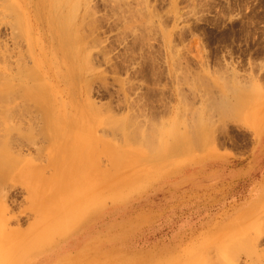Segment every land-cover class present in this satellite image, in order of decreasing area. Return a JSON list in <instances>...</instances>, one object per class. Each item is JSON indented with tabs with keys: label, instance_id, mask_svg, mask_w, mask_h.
<instances>
[{
	"label": "rangeland",
	"instance_id": "rangeland-1",
	"mask_svg": "<svg viewBox=\"0 0 264 264\" xmlns=\"http://www.w3.org/2000/svg\"><path fill=\"white\" fill-rule=\"evenodd\" d=\"M42 1L0 0V145L23 168L0 184V264H264V0H60L81 53ZM47 83L53 145L83 163L48 165L49 106L31 98ZM198 120L206 145L179 157L124 142L160 145Z\"/></svg>",
	"mask_w": 264,
	"mask_h": 264
},
{
	"label": "bare ground",
	"instance_id": "bare-ground-1",
	"mask_svg": "<svg viewBox=\"0 0 264 264\" xmlns=\"http://www.w3.org/2000/svg\"><path fill=\"white\" fill-rule=\"evenodd\" d=\"M44 1V5L46 6V8H47V11H49V12H47V13H49V16H50V20H51V23L53 24V25H56V30H57V32H58V35H59V38H60V40H61V43H62V47L66 50V51H68V52H71V51H77V53H81L82 51H81V48H80V46L78 45V43H77V41H76V38H77V28L75 27V28H73L74 27V25H75V22H74V20H75V17H72V15L74 16V13L73 12H76V10L74 11V6L73 5H71L73 2L75 3V1L73 0V2L70 4V8H69V10L68 11H66V12H64V13H61V14H63V15H59L58 17H57V14H56V16H53L52 15V11H53V9H55V8H57L58 6H59V3H60V0H43ZM42 1V2H43ZM68 1V0H67ZM77 2H78V0H76ZM14 4V3H13ZM11 5H12V2H11ZM10 5V6H11ZM77 6H78V4H76ZM76 6V7H77ZM12 7V6H11ZM75 7V8H76ZM15 8V7H14ZM14 8H12V9H14ZM78 8V7H77ZM65 9V8H64ZM67 10V9H66ZM65 11V10H64ZM73 13V14H72ZM49 20V21H50ZM36 55H37V53H36ZM38 56V55H37ZM50 62V68H51V71H52V73L55 75V73H54V71L55 70H57V68L59 67V65H58V62L57 61H55V60H52V63H51V61H49ZM80 62H82V60L80 61ZM54 63H55V65H54ZM76 64V66H77V68L79 67L78 65V62H76L75 63ZM82 65V64H81ZM81 65H80V67H81ZM36 66H38L37 64H36ZM39 67V66H38ZM46 68V67H45ZM82 68V67H81ZM75 69V68H74ZM79 70H80V68H79ZM2 75L3 74H1L0 75V77L2 78ZM35 75H36V73H35ZM37 76V75H36ZM53 76V75H52ZM3 77L5 78V79H7L4 75H3ZM46 77V76H45ZM3 78V79H4ZM40 78V77H39ZM38 78V79H39ZM42 78V77H41ZM10 79V78H9ZM9 79H7V81L9 82ZM29 79V78H28ZM37 79V78H36ZM46 80V79H45ZM3 82V81H2ZM5 82V81H4ZM3 82V83H4ZM10 83V82H9ZM4 84H6V83H4ZM2 85V84H1ZM10 85V84H9ZM3 86V85H2ZM10 86H12V85H10ZM27 86V85H26ZM42 86V85H41ZM45 86V85H44ZM39 86H37V88H38ZM53 85L51 84V83H47L46 84V88H45V91H44V93H43V95H45V96H43V98H41V95H40V92H39V88H38V90H37V92L35 91H33V92H31V98L33 99V101H34V104L35 105H38V106H40V104H39V102H42L41 101V99H44V101H43V105H45V106H49L48 107V109H47V111L46 112H44L43 114V116H44V120H43V122H44V127H46V130H44V132L46 133V142H47V145H46V153H45V157L47 158V162H48V165H55V163L56 162H66V161H68V162H70V160H73L72 162H77V164H79V163H83L84 161H86L85 160V158H83V155H82V153L80 154L79 153V156L80 157H76L71 151H69V148H68V146H66L65 144H58V145H53V143H54V139H53V135H54V133L56 132L55 131V121L53 120L54 118H52V111H54L52 108H53V106H51V104L49 103L50 102V95H52L53 94ZM231 87H233V86H231ZM10 88V87H9ZM43 88V87H42ZM7 89V90H6ZM6 89H3V88H1L0 87V98H5V94H6V92H11V90L10 91H8V88H6ZM41 89V88H40ZM16 90H19V88H18V86H17V89ZM16 90H14L15 92H16ZM232 90H233V88H232ZM236 90V89H235ZM13 91V92H14ZM21 91H23L22 89H20L19 90V94L21 93ZM24 92V91H23ZM27 92V91H26ZM18 93V92H17ZM16 93V94H17ZM42 93V92H41ZM236 93H238V92H236ZM13 94V93H12ZM11 94V95H12ZM15 94V93H14ZM14 94H13V97H14ZM236 95H238V94H236ZM241 95V94H240ZM6 96H8V95H6ZM9 96H10V94H9ZM19 96V95H18ZM26 96V95H25ZM239 96V95H238ZM242 96V95H241ZM11 97V96H10ZM9 97V98H10ZM16 97V96H15ZM7 98V97H6ZM5 98V99H6ZM5 99H2V100H5ZM8 99V98H7ZM7 99H6V101L4 102V103H6L7 102ZM25 99V98H24ZM24 99H23V101H24ZM10 100H12V99H10ZM0 101H1V99H0ZM21 101V100H20ZM45 102V103H44ZM4 105V104H3ZM1 106L2 108L3 107H5V106ZM7 108V107H6ZM9 108V107H8ZM7 108V109H8ZM1 109V108H0ZM10 109H11V107H10ZM9 109V110H10ZM3 114H4V112H3ZM5 115V114H4ZM8 116H9V114H8ZM7 116V118L6 119H8L9 117ZM4 117V116H3ZM5 118V117H4ZM199 120H200V118H199ZM198 120V122L200 123H198V122H196L197 124L195 125V126H193V128L191 127V131L190 130H188L189 132H191V134H189V132L187 133V135L188 136H186V137H184V135L183 136H178L177 134H173L172 132V129H170V136H169V133H168V136H169V138L168 139H165V140H160V145H157V144H155V146L154 145H150L151 143V141H150V137L149 136H146V134L144 133V135H142V134H140V138H138V137H136V138H132L131 136L130 137H125L124 138V142H125V144L127 145L128 144V142L129 143H131V145H135V144H137V146H139V148L140 149H147V148H151V149H153V151L154 150H159V152L160 153H165V152H170L171 151V153H169V155L170 154H173V156L172 155H170V158H172V157H175V156H181L182 155V153H184L185 151L186 152H188V150L186 149L187 147H196L197 146V148H196V150L198 149V147L200 146L201 148L203 147L202 145L203 144H205L206 143V141H207V139H208V135H210V134H208L209 133V130H207V128H205V127H203L202 126V124H201V121H199ZM202 120V119H201ZM59 122V121H58ZM119 123V122H118ZM117 122H115V121H113L111 124H112V126L115 124H117V125H119ZM171 125L173 124V123H170ZM62 125V124H61ZM169 125V124H168ZM170 125V126H171ZM120 126H122L121 128H123V123L120 121ZM162 126V128H163V125H161ZM161 126H159V127H161ZM165 126V125H164ZM7 127H8V125H7ZM62 127V126H61ZM65 127V126H64ZM158 126H156V128H157ZM155 128V127H154ZM153 128V129H154ZM155 128V132L157 131L158 132V130ZM169 128L170 127H168V130H169ZM171 128H173V127H171ZM62 129V131L64 132V133H66V129H64L63 127L61 128ZM166 129V128H165ZM209 129V128H208ZM68 130V129H67ZM153 131V130H152ZM162 131V130H161ZM174 131H176V130H174ZM161 133V132H160ZM163 134H164V131H163ZM150 135V134H149ZM63 137H65V136H63ZM165 137V136H164ZM152 139V138H151ZM211 139V138H210ZM153 141V140H152ZM8 142H9V138L7 137V135H5L4 134V137H3V141H2V143H1V145H0V184H2V182H3V180H6V179H15L16 177H22V175L23 174H21L22 173V170H23V168H20V167H18V169L17 170H14V167H15V165H16V162L18 161V159L16 160L15 159V157L11 154V152L9 151V146H8ZM156 142V141H155ZM133 143V144H132ZM157 143V142H156ZM206 145V144H205ZM147 147V148H146ZM199 147V148H200ZM139 149V150H140ZM177 149H178V151H177ZM137 150V149H136ZM145 150L143 151V152H145ZM148 151H149V149H147ZM175 150H176V153L177 154H180V155H177L176 153H175ZM192 151H194V149L192 148ZM150 153H152V151H149ZM167 152V153H168ZM174 152V153H173ZM191 152V148H190V150H189V153ZM150 153H146L147 154V156L145 155V154H143V156H142V158H144V157H147V159H151L152 160V156L154 155H152V156H149V154ZM163 153V154H164ZM167 153H165L164 155H167ZM188 153V154H189ZM157 154V153H156ZM176 154V155H175ZM187 154V155H188ZM145 155V156H144ZM160 154L158 153V155L157 156H159ZM163 155V156H164ZM168 155V156H169ZM184 155H186V154H184ZM131 156H132V153H131ZM149 156V157H148ZM155 156V155H154ZM153 156V157H154ZM162 156V159H164V157ZM128 157H130V156H128ZM140 158V157H139ZM157 158V157H156ZM156 158H154V160H156ZM159 158L161 159V156H159ZM166 158V157H165ZM38 159V158H37ZM153 160V161H154ZM159 160V159H158ZM165 160H167V159H165ZM165 160H163V161H165ZM135 161H136V159H135ZM138 161V160H137ZM144 161V160H143ZM161 161V160H160ZM133 162H134V160H133ZM148 162V161H147ZM146 162V164H149V163H147ZM135 163V162H134ZM139 163V162H138ZM145 163V162H144ZM21 164V162L18 164V165H20ZM30 164H33L32 163V160L31 159H25V160H23L22 161V165H24L25 167L26 166H28V165H30ZM135 165H137V164H135ZM142 165H143V163H142ZM142 165H140V168L142 167ZM148 166V165H147ZM146 166V168H148L149 169V167H147ZM134 167H136V166H134ZM133 167V168H134ZM144 167L145 166H143L142 167V169H144ZM53 168V167H52ZM96 168L97 167H95V169L93 170V174H92V180L90 179V178H84L82 181L83 182H85L86 184H89L90 183V181H92V182H94L97 178H96V174H95V176H94V172L96 173ZM139 168V167H138ZM154 168V167H153ZM150 169H151V167H150ZM68 170V169H67ZM131 170V169H130ZM146 172V171H145ZM55 174V173H54ZM56 176H58V175H54V176H52L51 178H45L44 179V181L46 182V185L48 186V189H47V191L48 192H50L49 193V195H51V194H54V192H55V189L58 187V186H60L61 185V181H62V178H59V177H56ZM100 176V175H99ZM65 179V178H64ZM63 179V180H64ZM81 181V182H82ZM77 187H82V186H84V183H79L78 185L77 184H75ZM76 187V188H77ZM29 190V189H28ZM77 191V190H76ZM29 193H30V191H29ZM2 197V198H1ZM0 198L1 199H3L4 197L3 196H0ZM3 201V200H2ZM1 202V201H0ZM73 206V205H72ZM69 207H70V204H69ZM3 225H5L4 223H2V224H0V226L2 227ZM94 263L95 264H100V263H107V262H105V261H103V260H94Z\"/></svg>",
	"mask_w": 264,
	"mask_h": 264
},
{
	"label": "crops",
	"instance_id": "crops-1",
	"mask_svg": "<svg viewBox=\"0 0 264 264\" xmlns=\"http://www.w3.org/2000/svg\"><path fill=\"white\" fill-rule=\"evenodd\" d=\"M252 206H254V205H252ZM255 206H257V207H255ZM255 206H254L255 208H251V209H250V207L249 208L246 207L247 209L238 211L237 214H239V213H241V214H250V213H253V212H257L258 213V208L261 206V203L259 202V205L255 204Z\"/></svg>",
	"mask_w": 264,
	"mask_h": 264
}]
</instances>
